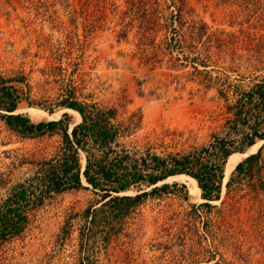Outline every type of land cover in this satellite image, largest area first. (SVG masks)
<instances>
[{
	"label": "rangeland",
	"instance_id": "374dc122",
	"mask_svg": "<svg viewBox=\"0 0 264 264\" xmlns=\"http://www.w3.org/2000/svg\"><path fill=\"white\" fill-rule=\"evenodd\" d=\"M0 74L21 93L15 112L34 122L64 111L70 126L78 122L60 102L71 91L115 107L117 119L134 116L138 126L127 140L139 150L187 152L214 135L237 145L243 138L229 128L228 105L233 85L248 88L264 75V0H0ZM47 108L54 118L41 117ZM59 143L58 132L20 134L0 116V203ZM254 143L233 151L220 199L211 204L229 199L225 183L235 164L264 138ZM192 181L186 175L160 180L169 187L147 193L94 232L83 227L84 211L100 196L86 181L51 192L28 211L19 234L0 239V264H80L81 257L89 264H208L192 258L197 246L180 241L182 232H202L206 217V207L192 209L207 201ZM233 195L227 220L234 240L249 264H264V215L251 209L245 192ZM231 249L217 251L230 258Z\"/></svg>",
	"mask_w": 264,
	"mask_h": 264
},
{
	"label": "trees",
	"instance_id": "16d2710c",
	"mask_svg": "<svg viewBox=\"0 0 264 264\" xmlns=\"http://www.w3.org/2000/svg\"><path fill=\"white\" fill-rule=\"evenodd\" d=\"M10 80V77L0 74V110L3 111L0 116L6 125L26 135L58 132L60 143L55 152L37 162L31 176L16 183L0 203V239L19 234L28 221V211L41 204L51 192L80 187L83 180L100 196L98 205L84 211L87 221L83 227L94 232L97 226H106L104 223L123 215L147 193L169 187L168 182L157 185L160 180L186 175L192 177L196 189L202 191L201 196L207 200L197 205L191 203L196 214L199 206L206 207L202 232L196 229L188 236L181 231L180 241L190 247L197 246L196 250L201 251L192 258H206L208 264H237L236 260L249 264L241 244L234 240L236 230H233L227 215L235 207L233 194L243 191L249 198L251 209L258 211V217H263L264 144L235 164L225 183L229 199H221L218 205L210 201L220 199L225 166L229 157L237 154L233 151L242 152L255 144L257 137L264 138V75L248 88L239 84L232 87L233 100L228 105L231 116L227 122L231 130L241 133L243 139L240 144L235 145L232 138L214 135L207 143L187 152L166 153L156 152L148 146L139 150L131 140H127L138 126L134 116L117 119L115 107L103 108L95 102L83 101L71 91L60 102L70 111L78 112V122L70 126L65 119L68 117L66 111L60 118L34 122L30 115L15 112L22 97L17 86L8 83ZM47 111L50 116L39 111L41 117L54 118L52 109L47 108ZM143 185L153 186L149 190H141ZM130 189L141 191L125 193ZM83 232L81 229V238ZM202 240H207L209 246ZM230 246L234 249L230 250V258L217 251ZM181 257L185 258L187 254H181ZM80 264H89L88 259L84 261L81 257Z\"/></svg>",
	"mask_w": 264,
	"mask_h": 264
},
{
	"label": "bare ground",
	"instance_id": "6f19581e",
	"mask_svg": "<svg viewBox=\"0 0 264 264\" xmlns=\"http://www.w3.org/2000/svg\"><path fill=\"white\" fill-rule=\"evenodd\" d=\"M30 109H35V108H29L28 110L30 111ZM38 110V109H37ZM41 111V110H40ZM71 111H72V109H71ZM43 112V111H42ZM76 112L77 111H75L74 112V110L72 111V113H75L76 114ZM44 114H46V116H50V115H48L47 113H45V112H43ZM78 113V112H77ZM80 115V114H79ZM231 166V164H229V166L228 167H230ZM229 169V168H228ZM191 179H192V177H191ZM193 180V179H192ZM192 182H194V180L192 181ZM197 182V181H196ZM198 184V183H197Z\"/></svg>",
	"mask_w": 264,
	"mask_h": 264
}]
</instances>
